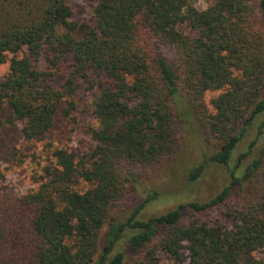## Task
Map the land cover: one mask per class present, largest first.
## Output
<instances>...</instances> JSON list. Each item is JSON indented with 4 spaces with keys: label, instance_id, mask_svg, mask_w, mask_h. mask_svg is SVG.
Wrapping results in <instances>:
<instances>
[{
    "label": "trees",
    "instance_id": "trees-1",
    "mask_svg": "<svg viewBox=\"0 0 264 264\" xmlns=\"http://www.w3.org/2000/svg\"><path fill=\"white\" fill-rule=\"evenodd\" d=\"M85 1L91 24L74 21L69 0H0V65L9 63L0 113L23 125L27 141H43L60 116L74 119L80 86L97 89L93 148L54 151L56 167L23 197L0 187V264H151L159 251L180 263L184 250L189 264H264L254 256L264 252V31L256 26L264 0H214L204 10L196 0ZM217 90L225 92L211 113L204 97ZM185 109L214 149L190 181L213 164L228 183L148 219L162 196L143 192L118 220L115 208L139 189L133 170L180 151ZM223 207L230 226L206 219Z\"/></svg>",
    "mask_w": 264,
    "mask_h": 264
},
{
    "label": "rangeland",
    "instance_id": "rangeland-1",
    "mask_svg": "<svg viewBox=\"0 0 264 264\" xmlns=\"http://www.w3.org/2000/svg\"><path fill=\"white\" fill-rule=\"evenodd\" d=\"M214 0H196L195 6L201 10L206 9ZM75 10L74 21L79 24H91L93 21L92 6L85 0H69ZM257 28L264 31V17L259 15ZM9 63L0 65V81L7 74ZM56 87L61 85V80L54 82ZM97 92L96 87L88 84L80 86L75 93L77 110L73 113L75 119H65L62 116L57 118L54 127L43 141H27L22 136V124L13 126L7 122L8 114L5 111L0 113V187L5 191H11L17 197H23L34 190H37L42 177L45 176V168L56 167L57 161L53 156L54 151L64 149L74 155H84L93 148L88 129L94 124L91 114V104ZM225 90L208 91L204 101L209 112L214 113L212 101L223 94ZM187 117L184 118L185 127L181 131V149L169 161L156 168H136L134 174L140 179L138 190H131L128 196L115 208L114 215L118 220H124L130 216L143 192L157 190L162 199L159 203L148 205L142 217L148 219L152 216L168 212L181 204L194 200L206 201L217 194L229 180L227 170L221 166L208 164L202 177L192 183L190 175L192 170L199 164L204 163L205 156L213 152L204 136L202 128L193 122L188 109ZM264 120V114L260 117ZM191 121V122H189ZM257 131H251L243 140L239 148L243 152L256 138ZM264 143L260 144L262 146ZM239 153V152H238ZM260 154L259 150L254 153ZM88 185L81 183L78 186L84 191ZM228 208L223 207L213 211L206 217L212 224L220 223L226 226L230 224L225 220L223 213ZM108 226L103 229L98 256L102 254L104 240ZM157 258L151 264H189L186 257L188 252L184 250L183 262L170 260L163 252L156 254ZM254 256L264 262V252L258 251Z\"/></svg>",
    "mask_w": 264,
    "mask_h": 264
}]
</instances>
